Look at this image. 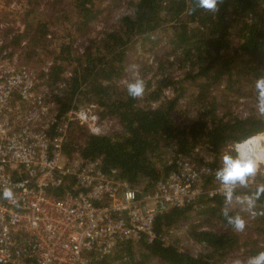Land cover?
Returning <instances> with one entry per match:
<instances>
[{"label": "trees", "instance_id": "1", "mask_svg": "<svg viewBox=\"0 0 264 264\" xmlns=\"http://www.w3.org/2000/svg\"><path fill=\"white\" fill-rule=\"evenodd\" d=\"M33 8L46 2L35 22L27 24L21 32L12 35L6 44L21 48V61H28L38 53V46L49 43L47 34L50 25L59 19H71V24L84 27L100 12L96 0H27ZM128 10L119 15L112 26L90 40L81 51L73 47L71 40L60 42L55 48H48L51 63L47 71L42 68L38 75L46 84L50 97L54 100L57 114L69 108L93 100L101 107V114H111L118 118L122 130L115 134H95L78 122H71L63 150L66 154L77 152L84 157H100L103 167H114L118 175L130 184L150 189L151 184L166 174L174 163L177 152L188 153L195 146L205 148L212 157L213 172L205 173L203 187L215 177L221 167L222 152L234 155L233 144L251 138L244 145H257L263 136L264 115L258 109L245 115L231 112H217V92L212 87L222 80L225 89H239L238 81L247 76L254 88L255 80L264 75V0H224L218 13H211L194 7V0H128ZM49 11V12H48ZM70 15V16H69ZM169 22L174 42V58L160 55L156 63L157 76L144 81L143 98H131L126 82L119 79L124 72L126 50L131 42L140 36L149 38L152 31ZM26 38L24 44H20ZM188 64L181 78H176L168 69L175 63ZM183 62H185L183 64ZM68 65V67H67ZM69 72V73H68ZM244 75V76H243ZM142 77V76H141ZM139 77V79H142ZM188 81L196 88L199 100L198 111L192 117L179 120L176 116L178 102L184 96V87L176 83ZM171 87V95H163V90ZM178 90V91H177ZM144 101L143 104L140 100ZM155 105L151 101H157ZM247 137V138H246ZM208 148V149H207ZM174 154L167 157L166 154ZM174 157V158H171ZM221 161V162H220ZM261 182L248 181L247 187H238L235 195L253 194ZM225 198L222 194L209 195L203 191L194 200L171 206L156 214L154 229H162L175 224L192 213L201 216H215L224 225L221 230L199 228V224L189 227V233L197 240L205 242L196 256L180 250L175 244H164L158 237L147 242L141 240L137 250L141 262L148 256L159 257L167 264H225L222 256L239 249L244 244L249 254L264 251V244L246 236L240 239L222 214ZM236 207H229V215L234 216ZM256 216L250 215V230L264 234V195L256 202ZM126 251L133 254L131 244L120 247L115 256ZM114 256V255H113ZM96 264H109L106 259ZM114 264H138L120 259Z\"/></svg>", "mask_w": 264, "mask_h": 264}, {"label": "built area", "instance_id": "2", "mask_svg": "<svg viewBox=\"0 0 264 264\" xmlns=\"http://www.w3.org/2000/svg\"><path fill=\"white\" fill-rule=\"evenodd\" d=\"M22 30L19 26L14 34ZM25 42L22 38L20 44ZM6 43L0 34V264H96L103 259L143 264L137 244L157 237L199 254L205 242L189 233L188 218L159 232L154 219L203 191L222 194L219 182L203 187V175L213 172L210 153L201 154L198 145L177 152L173 167L150 189L130 184L114 167L105 169L100 157L66 154L63 143L71 122L108 134L113 120L120 124L118 118L100 114L93 100L57 114L46 84L21 61V48ZM50 63L45 60L41 68L47 71ZM5 189L11 198L3 196ZM180 237L193 248L179 246ZM127 244L133 254L123 250L116 257Z\"/></svg>", "mask_w": 264, "mask_h": 264}, {"label": "rangeland", "instance_id": "3", "mask_svg": "<svg viewBox=\"0 0 264 264\" xmlns=\"http://www.w3.org/2000/svg\"><path fill=\"white\" fill-rule=\"evenodd\" d=\"M127 1L128 0H96L101 10L95 16V18L88 22L84 27H78L71 24V21H74L73 17L68 20L59 17L56 23H52L50 25L49 33L47 34L49 43L42 47L38 46V53L31 55L26 62H28L33 68L34 72L38 74V70H40L45 60L51 59V57H49L50 55H44L50 54V52L47 51L48 48H54V46L55 48H57L56 46L60 42L71 40L73 47L81 51L92 38L99 36L102 33L103 29L112 26L117 17L128 10ZM45 8L46 2L38 8H33L32 5L27 2V0H0V23L3 24L2 26H0V34L8 42L10 39H12V35L16 32V29L19 28V26H23L24 28L27 24L29 25V23L35 22L37 18H42L43 16L40 15V12ZM10 34H12L11 37L9 36ZM172 35V27H170L169 22H167L162 27L156 29L155 31H152L149 38L143 39L139 36L136 41L131 42L126 50L124 72L119 81L121 83H124L130 77L133 78L134 75L136 78L142 76L141 78L143 79V81L147 80L148 78L153 81L157 76V72H155L156 70L154 67H156L159 56L161 54L163 56L165 54H170L171 59L175 57L174 53H176V46L174 45V42L171 41ZM184 63L185 62H183V64ZM132 65H138V71L136 69H133L131 67ZM186 66H188V64L185 63V66H179V62H176L173 67L169 66L168 69L176 78H181L184 75ZM246 79H248L247 76L238 81V90L225 88L223 90L222 88L225 83L223 80L212 87V92H217V94L220 93V96L217 97V112L219 114L229 111L232 114L242 116L250 111L258 109L254 89L252 88L250 82L248 83L247 81H245ZM179 85H182L184 87L181 92V94L184 96L178 102L179 104L175 112L177 118L179 120H182L192 117L197 113L199 100L196 96V88L193 84L183 80V82H180L179 84L176 83V87H178ZM172 93L173 89L171 87H166L164 88L162 94L171 95ZM140 98H143V95ZM157 102L158 100L151 101L150 103H152V105H155ZM140 103H144L143 99L140 100ZM121 130V125L118 124L116 120H113L109 126L108 134L115 135ZM259 134H262L263 136L259 139V141H257V145H244L242 143L247 142L258 134L244 142L242 141V143L239 142L241 143L240 148L249 152L253 156V158L258 161L259 164L256 175L254 177H250L252 182H261L264 180V170H262L263 165L260 162L261 159L264 160V130ZM173 154L174 153L171 152L166 154V156L170 157V155L172 156ZM201 154H207V150L205 148H202ZM225 154H227V151L222 152V157ZM234 155H236V152ZM210 163L213 168L212 160L210 161ZM217 184L218 181L214 177L212 181L205 187L210 189ZM241 197L243 198L244 196ZM228 207H236L237 209H239L236 211L235 215L239 214L246 222V228L243 232H237L232 228L234 232L238 234L240 233L239 238L243 240V238H245L246 236H252V238L256 239L259 244H264V234L256 230L249 229L251 227L250 221L252 217L250 215H246L245 206L236 203L234 200L232 205ZM184 218H188L190 226L199 224L200 226L212 230H221L224 227L223 223L218 218L212 215L201 216L199 214L192 213L190 216ZM182 238L183 237L179 238V246L185 245V250H188V248H193V246H190V244L182 242ZM180 243L183 245H181ZM247 247V245L242 244L239 249H233L232 251L222 256V262L225 264H234V261L239 260L242 262V264H244V262H246L249 257L256 255L249 254L246 251ZM143 264L167 263H164L159 257L148 256L145 260H143Z\"/></svg>", "mask_w": 264, "mask_h": 264}, {"label": "clouds", "instance_id": "4", "mask_svg": "<svg viewBox=\"0 0 264 264\" xmlns=\"http://www.w3.org/2000/svg\"><path fill=\"white\" fill-rule=\"evenodd\" d=\"M224 0H194V7L189 11L194 12L197 9H203L211 13H218L219 5L223 4ZM133 69L138 71V65H132ZM256 92L257 108L261 115H264V75L258 77L254 82ZM127 93L131 98H138L144 94L145 83L143 79L136 78L126 82ZM236 155L225 154L222 157V166L215 172V179L220 183L222 194L225 198V207L222 209V214L225 217L227 224L237 232H243L246 228L245 220L239 215H229V207L235 200L236 203L245 206V210L252 216H256V202L261 195H264V184L258 185L256 191L246 197L235 195V190L238 187H247L250 177H254L258 170V161L253 156L237 146L235 149ZM5 198H11L12 192L10 189H5L3 192ZM264 215V212L259 213ZM234 264H242L236 260ZM244 264H264V251L259 252L255 256H251Z\"/></svg>", "mask_w": 264, "mask_h": 264}, {"label": "bare ground", "instance_id": "5", "mask_svg": "<svg viewBox=\"0 0 264 264\" xmlns=\"http://www.w3.org/2000/svg\"><path fill=\"white\" fill-rule=\"evenodd\" d=\"M241 143H238V146H240Z\"/></svg>", "mask_w": 264, "mask_h": 264}]
</instances>
